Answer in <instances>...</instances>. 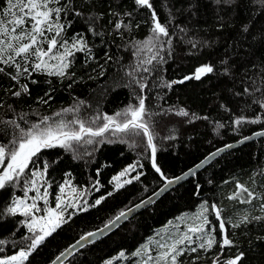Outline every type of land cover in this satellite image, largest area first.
Here are the masks:
<instances>
[{
    "label": "trees",
    "instance_id": "trees-1",
    "mask_svg": "<svg viewBox=\"0 0 264 264\" xmlns=\"http://www.w3.org/2000/svg\"><path fill=\"white\" fill-rule=\"evenodd\" d=\"M150 2L152 9L137 6L135 0H61L67 6L61 14V39L71 42L82 37L87 47L74 50L63 77L47 72L21 77L20 83H26L29 91L19 97L12 95L19 90V84L9 76L14 68L0 65L5 68L0 73V145L7 148L14 140L18 142L21 133L33 124L45 126L41 124L44 117L49 118L46 125L53 127L73 120L101 126L104 116L115 117L129 105H137L138 97L143 96L147 109L144 118L151 125L157 163L165 176L172 178L214 150L264 129V0H235L231 6L217 5L215 0ZM6 7L7 0H0V20L10 18L3 15ZM153 10L169 37H163L149 51ZM117 22L122 25L119 30L115 28ZM220 24L223 27L218 30ZM244 25L249 27L246 33L241 31ZM153 56L156 59L147 63ZM224 59L230 60L228 75L221 63ZM205 64L214 66V72L200 80H184ZM140 84L145 85L143 92ZM180 109L189 115H179ZM240 117L245 122L237 125ZM258 118L257 123L249 122ZM87 139L73 142L71 149H41L17 180L0 189V240L5 241L0 244V259L27 250L31 242L28 216L19 212L13 215L7 209L13 200L30 192L34 171L42 173L41 185L48 191L41 212L55 206L66 181L81 191L76 204L86 210H67L65 222L29 254L25 264H49L81 235L109 222L162 186L143 136L134 137L135 148L131 147L132 139L113 134L111 129L103 137L93 138L92 144L86 143ZM137 161L128 177L140 174L139 180L117 189L112 178ZM238 184L253 196L239 190ZM232 196L235 198L229 199ZM101 197L105 199L95 205ZM213 204L226 222V234L233 246L221 250L217 243L205 252L198 248L200 241L194 240L191 247L198 251L186 249L178 264H211L218 254L226 261L238 252L244 253L240 264H264V220L241 223L245 216H264V137L219 155L113 233L83 247L66 264H155L162 249L159 245L186 232L203 207L208 208L205 215L219 241Z\"/></svg>",
    "mask_w": 264,
    "mask_h": 264
},
{
    "label": "snow or ice",
    "instance_id": "snow-or-ice-1",
    "mask_svg": "<svg viewBox=\"0 0 264 264\" xmlns=\"http://www.w3.org/2000/svg\"><path fill=\"white\" fill-rule=\"evenodd\" d=\"M235 0H215L217 5L223 3L231 6ZM135 4L140 7H147L152 9L150 0H135ZM56 5V6H53ZM67 11V6L61 4V0H7V7L5 8L3 15L10 17L9 19L0 20V65L11 66L14 68V73H9L10 78L19 84V90L12 92L13 96L19 97L22 93H28V85L26 83L21 84V77H29L32 72H47L48 75L65 76V70L70 66L69 57H72L75 51H82L86 49L87 45L82 37H76L71 42L67 39H61L64 26L60 23L61 14ZM79 15V13H77ZM153 21V36L147 41L150 46H156L157 42H162L163 37H169V32L166 26L162 25L158 19L157 14L153 10L151 14ZM122 27L121 23L117 22L115 28L119 30ZM223 25L220 24L218 30L222 29ZM184 31L183 29H181ZM242 33L249 31L248 25H244L241 29ZM52 33V35H47ZM170 43V39L166 41ZM46 43V47L42 46ZM193 47L197 45L193 43ZM57 49H63V51H56ZM153 56L147 63H151ZM55 61L56 63H50ZM225 65L224 74L228 75L231 71L229 65L230 60L224 59L221 61ZM5 68L0 67V73L4 72ZM147 71V69H145ZM214 66L205 64L195 69V72L191 76H185L184 80L196 79L200 80L203 76L213 73ZM35 83L36 81H32ZM183 83L184 81H173L171 83ZM168 87L171 84L166 85ZM145 85L140 84L141 92H143ZM249 90L246 88L245 92ZM264 107V104L261 105ZM65 112L71 111L65 109ZM147 113L145 99L143 96L138 97L137 105H129L122 112H117L115 117L104 116L103 124L97 127L86 126L83 121L73 120L70 123L63 121L59 122L55 127L46 125L48 117H44L41 121L42 125L33 124L27 132H22L19 141H13L10 147L0 146V189L5 188L7 185L17 180L21 174L28 168L32 158L37 155L44 148H53L56 146L71 149L73 142L80 143L88 137L86 143L92 144L93 138L103 137L105 133L111 129L113 134L122 133L132 139L131 147H137L134 137L143 136L147 140V148L151 150V162L152 167L160 177L165 181V186L173 183L172 179H169L162 172L160 166L157 163V148L154 144V136L151 130V125L148 120H145V114ZM179 115L188 116L189 113L183 109H180ZM59 115V114H57ZM245 122L243 117L238 118L235 123L241 125ZM250 123L259 122V118L249 121ZM95 123V120L92 121ZM70 124H78V129H74ZM226 147H231L227 145ZM220 151H223L221 149ZM213 156L216 153L212 154ZM129 165L124 168L117 176L112 179L116 182L115 187L117 189L124 186V184L132 183V180H139L140 174L132 177L131 179H125L121 182V178L128 176L130 171H134L138 165ZM200 165H197L199 167ZM47 169V164L44 166ZM42 175L40 172H33V180L31 181L32 187L36 190L37 196L32 198L31 204H26L23 200H13L12 207L7 209L10 214H16L18 211L24 216H30L33 211H41L37 208L36 200L44 199L47 203L46 197L48 195L47 189L41 194L40 189L36 188L35 177ZM179 180L180 177H176ZM67 184V181L65 182ZM237 188L245 193L248 197H252L253 193L242 185H237ZM76 189H73L75 192ZM60 192H64V187L61 186ZM112 193H108L111 195ZM239 193H237L238 195ZM27 196V192L25 193ZM235 196L229 197L234 199ZM105 197H101L95 201V205L101 204ZM150 202V200H149ZM93 205V206H95ZM135 207H140L136 205ZM67 208H78V205L73 202L65 203L61 196H57V202L55 208L43 209L45 215L42 217L32 216L31 221L28 223V229L30 233H33L30 244L27 245V250H20L16 254L7 257L6 259H0V264H25L28 260L29 254L34 251L38 245L42 244L47 236H50L57 228H59L65 222V211ZM264 209V204L261 205ZM212 211L215 212L216 219L219 221V231L221 233L220 240L212 234L215 229L212 227L206 212L207 207H203L201 213L195 217L193 223L187 227V231L179 237L173 239L171 243H161L159 245L163 251L160 252L157 259V264H178V258L181 257L185 250L192 253H196L198 248L207 252L213 247L214 244L219 243L221 250L233 246V240L226 234V222L221 219L220 210L216 205H211ZM78 210H86V208L79 207ZM132 209H128L130 213ZM127 215L126 212L121 211L113 221L105 224L102 229H99V233H103L110 226L116 224L121 218ZM261 221L264 220V216L248 217L245 216L241 220V223H248L250 220ZM207 226V229H206ZM233 227H239V224H234ZM38 229V230H37ZM97 232H89L87 236H81L80 240L76 242L77 245L82 246V241L88 240L89 237L96 236ZM195 241H200L198 248L191 247ZM5 241L0 240V244ZM75 247V245H73ZM63 255V253L61 254ZM121 256L124 253L120 254ZM244 257L243 252H238L234 257L224 261V264H240ZM57 260L60 257L56 258ZM198 259V257L196 258ZM55 264V261L53 262ZM111 264V262H107ZM213 264H220V261L214 260Z\"/></svg>",
    "mask_w": 264,
    "mask_h": 264
},
{
    "label": "water",
    "instance_id": "water-1",
    "mask_svg": "<svg viewBox=\"0 0 264 264\" xmlns=\"http://www.w3.org/2000/svg\"><path fill=\"white\" fill-rule=\"evenodd\" d=\"M264 137V129L256 131L248 136H245L243 138L238 139L235 142L229 143L227 145H231V147H226L227 145H224L216 150H214L213 152H211L209 155L205 156L201 161H199L197 164H195L193 167H191L190 169H188L187 171L183 172L182 174L169 178L173 180V183L171 185H167L165 186V181H163L162 186H160L155 192H153L152 194H150L148 197L144 198L143 200H141L140 202L136 203L135 205L131 206L130 208L132 209V211L130 213H128V209L127 208L124 210V212L127 213V215L123 218H121V220L119 222H117L116 224L110 226L106 231H104L102 234L98 232L99 229H102L104 227L105 224L109 223H105L104 225L91 230L89 232H97L96 236L93 237H89L88 240L86 241H82V246L81 245H77L76 242L78 240H80L81 236H87V234L89 232H86L85 234L81 235L79 238H77L73 243H71L69 246H67L65 249H63L49 264H53V262L55 261V264H66L71 257H73L75 255L76 252L80 251L83 247L87 246L90 243L96 242L99 239H102L104 237H107L108 235H110L111 233H113L115 230H117L123 223H125L131 216H133L135 213L141 211L142 209L152 205L153 203H155L160 197H162L165 193H167L169 190H171L172 188H174L175 186L183 183L185 180H187L190 177H193L197 172H199L200 170H202L203 168H205L207 165H209L215 158H217L219 155L223 154L226 151H229L233 148H237L238 146L245 144L247 142H250L252 140L255 139H259ZM221 149H223V151H220ZM216 153L215 156H213L212 154ZM197 165H200L199 167H197ZM159 174V173H158ZM160 175V174H159ZM176 177H180L179 180H176ZM150 200V202H149ZM136 205H140V207H135ZM120 214V213H119ZM118 214V215H119ZM117 215V216H118ZM116 217V216H115ZM115 217L110 220L113 221L115 219ZM73 245H75V247H73ZM63 253V255H61ZM221 256V254H218L214 257V260H217L219 257ZM60 257L59 260H57L56 258Z\"/></svg>",
    "mask_w": 264,
    "mask_h": 264
},
{
    "label": "rangeland",
    "instance_id": "rangeland-1",
    "mask_svg": "<svg viewBox=\"0 0 264 264\" xmlns=\"http://www.w3.org/2000/svg\"><path fill=\"white\" fill-rule=\"evenodd\" d=\"M50 63H51V61H50ZM0 146H1V145H0ZM116 176H117V175H116ZM35 179H36V188H39V189H40V192H41V194H42V193L44 192V189H45L46 187H44V185H41V183H42V177H41V175L35 177ZM125 179H130V177L126 176V177L121 178V182H122L123 180H125ZM114 183L116 184L115 181H114ZM63 187H64V192L61 193V192L59 191L58 196H61V198L65 201V203H68V202L76 203V202L82 197V193H81V191H80V190H77V188H75L74 186H72L69 182H67V184L65 183V185H63ZM73 189H76V191L73 192ZM36 196H37V192H36V190L32 187V184H31V186H30V192L27 193V196L24 195L23 197L16 198L15 200H23L26 204H31V203H32V198H33V197H36ZM41 202L44 203L45 200H44V199H37V200H36L37 208H39V209H41V206H42V205H41ZM56 202H57V200H56ZM55 205H56V203H55ZM12 206H14L13 203H12L11 207H12ZM51 208H55V206H54V207H51ZM70 209H71V208H67V210H70ZM73 209H74V208H72V210H73ZM67 210H66V211H67ZM66 211H65V212H66ZM18 212H19V211H18ZM19 213H21V212H19ZM44 215H45V213H44L43 210H42V212H41V211H33V213H32L30 216H28L27 221H28V223H29V222L31 221L32 216L42 217V216H44ZM37 230H38V229H37ZM173 239H175V237H172L170 241H166V242H167V243H171V242L173 241ZM163 243H165V242H163ZM161 251H163V249H161V250L157 253L156 258L159 256V254H160ZM156 258L154 259V263H155V264H157V259H156Z\"/></svg>",
    "mask_w": 264,
    "mask_h": 264
},
{
    "label": "flooded vegetation",
    "instance_id": "flooded-vegetation-1",
    "mask_svg": "<svg viewBox=\"0 0 264 264\" xmlns=\"http://www.w3.org/2000/svg\"><path fill=\"white\" fill-rule=\"evenodd\" d=\"M218 260L220 261V263H223L224 259L221 258V256L218 258Z\"/></svg>",
    "mask_w": 264,
    "mask_h": 264
},
{
    "label": "crops",
    "instance_id": "crops-1",
    "mask_svg": "<svg viewBox=\"0 0 264 264\" xmlns=\"http://www.w3.org/2000/svg\"><path fill=\"white\" fill-rule=\"evenodd\" d=\"M214 259V258H213ZM211 264H213V260H212V263Z\"/></svg>",
    "mask_w": 264,
    "mask_h": 264
}]
</instances>
